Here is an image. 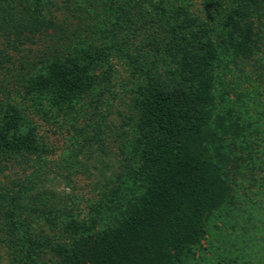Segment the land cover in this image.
Segmentation results:
<instances>
[{
	"label": "trees",
	"instance_id": "1",
	"mask_svg": "<svg viewBox=\"0 0 264 264\" xmlns=\"http://www.w3.org/2000/svg\"><path fill=\"white\" fill-rule=\"evenodd\" d=\"M63 1L75 11L102 5L104 18L113 17L111 28L100 30L108 36L119 21L134 26L135 14L149 7L164 33L152 50L163 48L142 66L126 55L133 83L142 81L129 109L114 119L105 101L99 119L78 116L84 97L94 110L101 98L115 97L111 36L100 49L47 47L29 63L23 46L61 29L47 9L55 2L0 0V76L19 62L15 70L32 101L0 103V252L10 264H184L204 238L205 221L233 199L246 121L226 103L219 107L228 91L216 85L225 84L229 64L258 52L253 21L264 15V0H231L224 16L215 0V27L191 17L183 0ZM38 116L60 129L73 123L79 133L64 162L96 177L99 193L83 217L65 199L51 201L45 188L52 149L32 119Z\"/></svg>",
	"mask_w": 264,
	"mask_h": 264
},
{
	"label": "rangeland",
	"instance_id": "2",
	"mask_svg": "<svg viewBox=\"0 0 264 264\" xmlns=\"http://www.w3.org/2000/svg\"><path fill=\"white\" fill-rule=\"evenodd\" d=\"M183 1L191 17L214 27L218 24L215 21L218 20L219 11L235 6L234 3L231 4V0H219L218 11L210 4L215 0ZM54 2L55 5L47 9L61 29L57 32L49 31L46 36H36L32 44L26 43L23 46V55H27L29 63L36 61L41 54H46L47 47L74 52L89 46L100 49L112 43L111 34L108 36L100 32L110 29L113 21L111 16V19L104 18L102 5L93 9L86 5L85 11H75L71 3L72 8L68 10L66 5L63 6V0ZM224 13L225 10L220 15L224 16ZM135 15L137 20L134 26L119 21L121 24L118 22L115 34L111 36L116 46L109 51L108 59L113 72L111 88L115 97L112 102L109 98H101L97 110L92 105L90 107L91 99L84 97L79 103H85L84 110L78 116L87 113V116L99 119L98 112H103L105 101H108L111 105L109 115L116 119L115 111L122 112L131 106V100L142 81L137 82L135 79L133 83V68L126 55L135 58L139 66L146 65L157 54L156 51L163 48L153 47L152 50V42L164 34L162 22L153 17L154 13L149 11V7L144 16ZM253 29L260 36L258 52L251 58L238 59L236 63L229 64L224 73L225 84L216 85L219 89L224 86L228 91L226 100L219 107L226 103V107H231L246 121L244 140L241 145L237 143L238 148L235 149L241 160L240 168L233 173L230 181L233 199L225 201L205 221L204 238L193 249L192 255L184 260V264H264V15L259 21H253ZM106 36L109 38H104ZM19 56L20 54H16L15 58L22 59ZM18 65L19 62L15 61L11 73L5 77L0 76V103L21 102L22 105L29 106L32 104L31 94L26 93L28 91L23 93L22 87L26 80L15 70ZM78 116L76 127L82 123L79 122L82 118L78 119ZM32 119L40 124L38 133L52 149L48 157L52 162L47 167L50 172L49 181L45 183L47 191L52 193L51 201L65 199L68 206L83 217L87 213V204L96 201L99 193L95 187L96 177L84 173L75 163L67 165L64 162L65 159L68 162V158L73 156L80 141L78 131L73 128V123L72 127L60 129V126H54L52 122L48 124L39 116ZM7 253L5 250L0 252V264H10Z\"/></svg>",
	"mask_w": 264,
	"mask_h": 264
}]
</instances>
